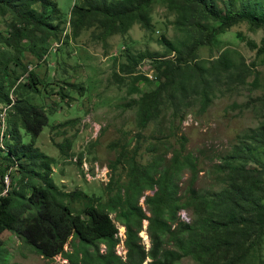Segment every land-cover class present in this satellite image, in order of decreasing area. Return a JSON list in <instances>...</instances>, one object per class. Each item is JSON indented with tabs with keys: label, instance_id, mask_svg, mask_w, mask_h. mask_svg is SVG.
<instances>
[{
	"label": "rangeland",
	"instance_id": "obj_1",
	"mask_svg": "<svg viewBox=\"0 0 264 264\" xmlns=\"http://www.w3.org/2000/svg\"><path fill=\"white\" fill-rule=\"evenodd\" d=\"M46 1L59 11L42 0L30 1L36 14L47 11L55 34L42 59L32 53L34 45L28 39L18 48L3 42L1 38L13 42L9 34L14 19L0 11V99L11 94L14 100L41 107L49 118L32 144L39 153L20 160L12 157L19 166H10L7 146L0 151V188L2 173H9L10 190L16 188L23 204L32 188L44 187L50 176L62 192L76 194L63 200L66 205L85 220L95 219L119 198L121 203L130 199L133 160L148 168L161 159L179 171L181 209L170 229L174 234H167L163 245L174 254L173 260L263 264L264 234H259L264 233V212H249L244 206L246 202L264 206V52H258L264 28L241 22L219 29L221 22L201 7L227 15L249 3L252 13L264 19V0H156L149 5L147 29L134 15L109 34L94 22L79 35L74 34L72 11L82 0ZM207 30H213L210 41ZM31 73L37 90L30 87ZM146 98L156 108L142 126ZM7 125L22 138L21 143L10 142L21 154L33 139L15 114ZM25 170L32 174L24 176ZM154 192L133 204L147 218L144 200ZM15 208L22 211L21 218L33 213L24 205ZM111 219L117 228L113 251L124 262L125 229L115 223L116 215ZM179 223L191 230L178 241ZM147 227L143 221L138 234L146 253ZM0 240V264L67 263L61 255L51 259L40 255L17 233L6 231ZM201 247L216 250L215 255L202 251V260L196 259L193 250ZM105 251L100 245L99 254ZM65 252L79 262L93 249L71 239Z\"/></svg>",
	"mask_w": 264,
	"mask_h": 264
},
{
	"label": "trees",
	"instance_id": "obj_2",
	"mask_svg": "<svg viewBox=\"0 0 264 264\" xmlns=\"http://www.w3.org/2000/svg\"><path fill=\"white\" fill-rule=\"evenodd\" d=\"M31 0H0V11L2 13L9 12L14 19V24L10 28L9 38H1L4 43L10 47L18 48L21 40L28 39L30 44L34 45L32 53L42 59L49 52V41L55 34L51 30V26L47 22V12L45 9L41 13L36 14L30 4ZM45 2L46 7L52 5L53 11H59L56 4ZM156 0H82L80 4H76L72 11L74 17L73 30L75 35L86 26H92L94 22L102 24L108 34L116 29V25L121 24L126 19H131L134 15H138L140 22L144 28H149L151 24V16L149 14V5ZM192 2V0H184ZM204 12L209 13L215 20L221 22L219 29L230 28L241 22H248L255 28H264V19L252 13L250 4L245 3L243 7L236 13L231 11L230 14H223L219 11L201 7ZM50 16V14L48 15ZM126 27H124V30ZM207 39L213 35V30L206 31ZM252 48H256V44L250 42ZM259 53L264 52V39L262 47L258 49ZM32 83L30 87L37 90L35 86L37 82L33 79L34 74H29ZM157 93H153L155 96ZM11 94L3 95L0 104H11ZM156 105L154 102L146 98L143 101L141 123L145 126L152 119L155 113ZM15 114L18 122L30 135L33 142L25 145L21 149V154L16 148L10 144L12 139H16L17 143L22 142V138L11 133L8 135L5 145L8 148L10 156L9 165L15 166V160L12 157L17 156L18 160L30 156V153H39L38 150H32V144L41 135L43 129L48 126L49 118L47 113L41 107L31 104L25 100L15 99L10 116ZM0 151H4L0 147ZM35 164L36 159L31 160ZM17 162V161H16ZM132 174L130 173V185L128 195L130 199L121 203L119 198L117 203H111L107 207H101V211L97 212L95 219L93 217L85 220L81 214L75 213L68 205L64 203L66 198H74L75 193L62 192L54 183L53 179L48 176L45 178L44 187H33L26 202L22 204L17 198L16 188L9 190L8 195L0 197V237L6 232L17 233L24 241L35 249L40 255L49 259L63 256L67 260L65 264H143L149 259L148 264H177L173 260L174 254L163 249L164 240L170 233L171 227L177 223L178 211L181 209L177 193L178 170L171 165H165L162 160L155 161L150 167H139L133 160ZM12 164V165H11ZM18 165V164H17ZM19 166V165H18ZM32 174L25 170L24 176ZM7 175V174H6ZM2 173V179L5 176ZM31 178L33 177L30 175ZM2 180V183H3ZM5 185L0 188L2 192ZM155 192L152 196L146 197L144 205L148 214L147 218L141 208L133 207V204L139 201L145 193ZM23 193V192H22ZM23 198L24 195L22 194ZM132 200V201H131ZM136 204V203H135ZM15 205H24L27 210L32 211L29 216L21 218L22 211L15 208ZM109 210V213L105 212ZM244 209L249 212H264V206L254 202H246ZM120 210V212H119ZM112 215H116L115 223L121 225L125 229L124 247L126 250L125 261L114 254V247L117 244L115 239L117 236V228L111 219ZM97 220V221H94ZM247 222L246 219H243ZM143 221L148 222L147 235L150 241V249L146 253L140 244L138 234L141 231ZM191 230L185 223H179L176 228L177 240H181L184 234ZM264 233L261 230L259 236ZM71 239H77L84 247L93 249L92 255L87 253L81 261H74L72 257L65 252V247ZM103 245L106 249L105 255L99 254V246ZM2 242L0 240V249ZM210 252L215 255L216 250L212 248L201 247L198 251L193 250V256L202 260L201 253ZM189 253H185L188 255ZM5 264H21V263H5ZM206 264H223L208 261ZM264 264V263H263Z\"/></svg>",
	"mask_w": 264,
	"mask_h": 264
},
{
	"label": "built area",
	"instance_id": "obj_3",
	"mask_svg": "<svg viewBox=\"0 0 264 264\" xmlns=\"http://www.w3.org/2000/svg\"><path fill=\"white\" fill-rule=\"evenodd\" d=\"M11 99H12L11 104H0V147L3 150L5 149L6 139L10 138V135H8L7 120L10 116V113L12 112V107L15 103L13 96H11ZM4 184H5V188L2 192H0V197L7 196L8 191L10 190L11 183H9V173L4 178ZM179 217H180V219H183L184 215L182 213H180ZM121 238L125 239V234H123ZM122 246L124 247L123 242H122ZM125 253H124V255H125Z\"/></svg>",
	"mask_w": 264,
	"mask_h": 264
},
{
	"label": "bare ground",
	"instance_id": "obj_4",
	"mask_svg": "<svg viewBox=\"0 0 264 264\" xmlns=\"http://www.w3.org/2000/svg\"><path fill=\"white\" fill-rule=\"evenodd\" d=\"M121 233H123V230H122V228H121ZM140 237L144 240V241H148V239H147V236H146V234L145 233H141L140 234Z\"/></svg>",
	"mask_w": 264,
	"mask_h": 264
},
{
	"label": "clouds",
	"instance_id": "obj_5",
	"mask_svg": "<svg viewBox=\"0 0 264 264\" xmlns=\"http://www.w3.org/2000/svg\"><path fill=\"white\" fill-rule=\"evenodd\" d=\"M126 251V250H125ZM125 255H126V253H125Z\"/></svg>",
	"mask_w": 264,
	"mask_h": 264
}]
</instances>
